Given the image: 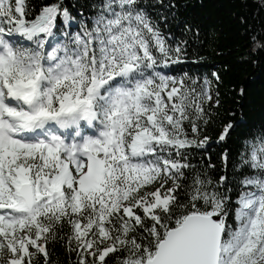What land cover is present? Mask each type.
I'll return each mask as SVG.
<instances>
[{"label": "snow or ice", "instance_id": "obj_1", "mask_svg": "<svg viewBox=\"0 0 264 264\" xmlns=\"http://www.w3.org/2000/svg\"><path fill=\"white\" fill-rule=\"evenodd\" d=\"M181 7L0 0V264H264V105L169 74L198 57Z\"/></svg>", "mask_w": 264, "mask_h": 264}, {"label": "trees", "instance_id": "obj_2", "mask_svg": "<svg viewBox=\"0 0 264 264\" xmlns=\"http://www.w3.org/2000/svg\"><path fill=\"white\" fill-rule=\"evenodd\" d=\"M180 3L179 19L200 25L201 36L196 44L198 57L193 56L192 62L175 67L169 74L179 75L183 71L211 76L219 72L223 79L220 90L224 106L235 108L240 103L239 100L234 102L230 90L233 86L237 89L243 86L249 94L247 110L258 119L264 105V53H253L245 28L236 19L237 15H246L249 31H260L259 23L253 19L256 9L252 0H248L247 7L241 0H180ZM260 16L264 19V13ZM180 27L177 23L171 25L177 34ZM215 152H219V148H215Z\"/></svg>", "mask_w": 264, "mask_h": 264}]
</instances>
